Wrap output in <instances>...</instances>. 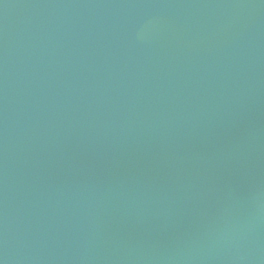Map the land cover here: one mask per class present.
Returning a JSON list of instances; mask_svg holds the SVG:
<instances>
[{
    "label": "water",
    "instance_id": "obj_1",
    "mask_svg": "<svg viewBox=\"0 0 264 264\" xmlns=\"http://www.w3.org/2000/svg\"><path fill=\"white\" fill-rule=\"evenodd\" d=\"M0 264H264V0H0Z\"/></svg>",
    "mask_w": 264,
    "mask_h": 264
}]
</instances>
